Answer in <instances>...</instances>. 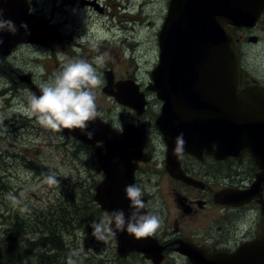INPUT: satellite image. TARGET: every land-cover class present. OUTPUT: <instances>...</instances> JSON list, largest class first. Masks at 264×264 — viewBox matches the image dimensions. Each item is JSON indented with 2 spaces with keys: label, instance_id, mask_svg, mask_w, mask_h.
Wrapping results in <instances>:
<instances>
[{
  "label": "rangeland",
  "instance_id": "obj_1",
  "mask_svg": "<svg viewBox=\"0 0 264 264\" xmlns=\"http://www.w3.org/2000/svg\"><path fill=\"white\" fill-rule=\"evenodd\" d=\"M37 1L47 17L53 15L62 36L46 47L20 46L9 60L0 59V247L32 245L31 256L22 264H148L139 254L120 257L106 223L108 215L103 214L100 220L94 218L92 211L88 212L95 187L102 179L94 155L61 134L48 111L35 103L37 94L19 76L30 74L33 82L50 96V108L57 107L59 114L55 115L64 114L69 122L82 116V100L87 93L92 94L96 106L103 108L107 116L112 115L113 108L121 111L116 123L129 121L131 109L103 92L108 87L106 75L112 72L115 85L135 82V78L140 86L150 83L151 72L158 62V34L168 0H97L102 13L83 6L82 0ZM115 31L120 33L112 36ZM121 31L131 37L124 46ZM253 33L260 36L261 44L254 48L249 45V58H257V68L263 69L264 26H257ZM114 73L126 79L118 81ZM151 95L153 102L141 119L160 116L162 101ZM35 116L38 120L33 119ZM152 131L150 128L151 138ZM155 144L159 145L157 137ZM232 164L211 165L209 169L214 173L229 172L234 169ZM153 177L157 185L159 176ZM74 203L87 206L80 222L71 213ZM153 203L160 223L166 214L175 217V213L170 214L173 207L163 209L157 194ZM18 220L21 223H16ZM200 227L197 224L190 230L200 234ZM53 230L55 235L51 236ZM60 241L64 242L67 257L62 250H55L48 257H37L51 249L42 246L52 243L59 246ZM51 256L58 263L50 262ZM184 262L179 259L176 264ZM165 264L174 262L167 259Z\"/></svg>",
  "mask_w": 264,
  "mask_h": 264
},
{
  "label": "water",
  "instance_id": "obj_2",
  "mask_svg": "<svg viewBox=\"0 0 264 264\" xmlns=\"http://www.w3.org/2000/svg\"><path fill=\"white\" fill-rule=\"evenodd\" d=\"M263 11L264 0H171L159 34L160 63L150 88L165 101L157 125L169 156L178 152V147L199 158L204 151L221 159L244 148L252 151L262 171L253 187L237 196V201L243 202L259 197L264 190V88L250 85L241 89L239 57L229 28H253ZM25 13L22 0H0V58L19 44L46 46L57 38L55 28H32ZM19 77L36 92L37 103L48 99L30 74ZM135 86L132 90L124 85L116 98L128 106L133 104L141 115L146 102ZM88 96H84L85 115L78 125L65 124L57 117L56 126L64 135L90 145L96 155L104 179L96 187L94 200L109 214L118 255L137 252L161 264L166 248L144 231L151 216L145 200L134 190L133 161L141 158L145 133L129 125L122 133L112 130L95 117L96 109ZM93 132L97 136H91ZM168 170L187 181L177 161ZM261 204L264 216V202ZM179 252L192 264H264V222L257 238L234 253L210 254L185 242Z\"/></svg>",
  "mask_w": 264,
  "mask_h": 264
},
{
  "label": "flooded vegetation",
  "instance_id": "obj_3",
  "mask_svg": "<svg viewBox=\"0 0 264 264\" xmlns=\"http://www.w3.org/2000/svg\"><path fill=\"white\" fill-rule=\"evenodd\" d=\"M23 2L27 9L26 16L30 20L32 28L35 30L39 29V24L45 27L55 25L59 34L58 39L61 38L60 26L53 22V15L52 17H47L43 13V10L39 9L40 5L37 0H23ZM169 3L170 0H168L167 9ZM74 4L76 3L74 2ZM82 4L83 6L88 5L95 8L99 13L103 12L97 0H82ZM65 10L67 9L65 8ZM46 20L49 21V24ZM257 26H264V11L261 13L258 23L253 28H229L239 56L241 89L250 85L264 88V68L258 69L257 58L250 59V53L248 52L249 45L254 48L259 47L261 44L260 36L253 33V30ZM252 37H255L256 40L251 41ZM19 47L10 56H2L0 59L2 61L5 58L9 60ZM126 76L133 77L132 75ZM114 78L118 81L126 79L125 76H117L116 74ZM135 82H137L136 78ZM85 87H88V84H85ZM113 87V92H117V85L113 84ZM139 89L145 93L147 100H149L147 101L148 104H151L153 102V96L151 94L153 93L148 90L147 84L145 86H140L139 84ZM240 92L241 90L236 93L239 94ZM49 102L50 99L46 104H42L41 106L48 111V115L50 114L54 120V115L59 113L57 107L50 108ZM148 104L140 116H138L136 111L132 112L128 110L132 114V117L129 121L122 124L115 122V120L119 121L121 111H116L112 107V115L107 116L106 111L98 106V112L104 122L111 124L112 130L114 131L122 132L127 124L142 126L145 131L141 158L137 162L133 161V165L136 167L134 185L135 189L145 200V208L151 215L150 225L146 227L145 231L158 239L160 244L166 248L164 251L165 258L162 264H165L167 259H171L174 264L179 259L191 264L189 259L179 252L183 242L193 244L213 254L217 252L234 253L242 244L254 241L264 222L262 206L260 204L264 202V190L259 198L256 196L258 199H252L249 202L237 201L235 203L237 205H228L226 203L231 199L230 195H240L248 191L257 174L260 172L259 166L256 164L251 151L248 148H244L237 154L238 156L232 155L224 159L204 151L199 158L198 156L184 152L182 148L178 147V152L169 156L164 135L160 133L159 127L157 128V117L152 116L141 119L148 108ZM162 108L160 107L158 115L163 111ZM61 116L67 123H75L81 118L77 121L69 122L64 114ZM149 127L153 130L154 137L152 138ZM156 137L159 142V145H157L158 151L156 150L157 147L155 144ZM130 151L136 150L132 149ZM157 154L159 155L155 158ZM169 158L172 159L171 163L168 161ZM175 161L178 162L179 171L183 173L187 181L170 174L168 167L173 166ZM231 162L233 163L231 167H234V169L229 172L221 171L220 173H214L209 169L211 165L229 164ZM250 162L252 166L248 165ZM153 175L159 176L157 185L156 181L153 180ZM165 182L166 189H164ZM155 194L160 197L163 209L173 207V212L170 213L172 215L175 213L173 219L168 214H166L165 219L161 223L159 222L160 219H156L157 213L159 212L153 203ZM197 224L202 226L200 227V234H195L194 231L190 230L192 226ZM157 229L161 230V232ZM143 258L148 264H153L151 259H147L145 256Z\"/></svg>",
  "mask_w": 264,
  "mask_h": 264
},
{
  "label": "trees",
  "instance_id": "obj_4",
  "mask_svg": "<svg viewBox=\"0 0 264 264\" xmlns=\"http://www.w3.org/2000/svg\"><path fill=\"white\" fill-rule=\"evenodd\" d=\"M42 173V172H41ZM94 197H91V203L89 204L88 208V212L92 211L93 212V216L94 218H102V215L104 214V212L101 211L100 207L95 203V201L93 200ZM80 206H77V204L74 203V205L72 206V208L74 209L73 212H71L72 214L74 213V218L76 216H78L79 218V222L81 221V219L84 217L85 214L81 215L82 213H84L86 211V207H84V205H82V203H78ZM85 204V203H84ZM65 219V217H64ZM65 220L62 221V223L64 224ZM16 223H21L20 220H18ZM106 223H108V221L106 220ZM15 226V225H14ZM65 227V226H64ZM54 231H51L50 234L51 236H54ZM48 235V234H47ZM44 244V243H42ZM32 245H30L28 247V245L26 246H17V247H9V246H4V247H0V264H22L23 261H26L27 258H29L31 255V250H29V248H31ZM51 248L49 251H43V253L38 254L37 257H39L40 255H43L45 257H48L50 255L51 252L57 250V251H64V256L67 257V251L64 250L63 246H64V242L60 241L59 242V246H57V244L52 243L51 245L45 244L44 246H42V248H46V247ZM25 247H28L27 249H24ZM61 255V252H60ZM62 256V255H61ZM63 257V256H62ZM64 258V257H63ZM49 261L54 263H58V260L54 258V256H51L49 258ZM61 264H66L61 263Z\"/></svg>",
  "mask_w": 264,
  "mask_h": 264
},
{
  "label": "bare ground",
  "instance_id": "obj_5",
  "mask_svg": "<svg viewBox=\"0 0 264 264\" xmlns=\"http://www.w3.org/2000/svg\"><path fill=\"white\" fill-rule=\"evenodd\" d=\"M91 136H97V135L95 134V132H93Z\"/></svg>",
  "mask_w": 264,
  "mask_h": 264
}]
</instances>
